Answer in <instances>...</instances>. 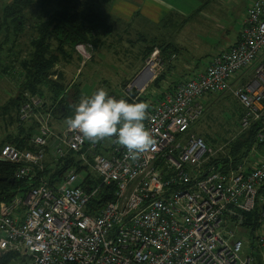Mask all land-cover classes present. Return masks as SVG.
Segmentation results:
<instances>
[{
	"label": "built area",
	"instance_id": "obj_1",
	"mask_svg": "<svg viewBox=\"0 0 264 264\" xmlns=\"http://www.w3.org/2000/svg\"><path fill=\"white\" fill-rule=\"evenodd\" d=\"M74 50L81 66L91 58L88 44ZM151 65L126 86L125 92H137L134 102L149 93L158 76L151 71L141 79ZM248 70V82L233 85ZM223 94L243 110L239 133L261 124L251 151L256 153L264 142V0L251 1L234 45L212 58L203 72L156 91L147 102L144 125L156 144L136 162L126 160V149L114 142L103 156L67 125L56 133L51 109L24 93L18 118L35 123L32 149L5 144L0 162L15 166L12 178L29 187L0 202V264H255L256 257L264 264V194L258 196L264 156L226 172L216 170L210 161L222 148L212 150L191 134L208 98ZM49 146L55 162L76 155L99 185L83 191L82 177L72 168L50 186L40 175ZM101 187H112L111 199L101 209L91 208ZM256 204L260 226L253 232L254 250L246 254L249 243L239 234L244 233L243 215Z\"/></svg>",
	"mask_w": 264,
	"mask_h": 264
},
{
	"label": "trees",
	"instance_id": "obj_2",
	"mask_svg": "<svg viewBox=\"0 0 264 264\" xmlns=\"http://www.w3.org/2000/svg\"><path fill=\"white\" fill-rule=\"evenodd\" d=\"M110 2L111 0H11L8 4L1 5L0 73H4L8 69L4 61L8 57L5 55L4 58V54L2 55L6 44L12 43L16 45L20 38L28 34L30 43L28 45L29 52L23 58H20L19 54L16 56L12 52L9 55L8 65L12 64L13 66L15 64L18 66L21 81L18 85L17 95L8 100L1 110L6 112L10 109L9 111H13L16 126L18 127L15 129L14 134L6 136L5 140L0 142V149L5 144L14 145L19 149H32L28 142L36 133L35 125L21 122L18 118V111L24 102V93L36 96L46 103L44 104L45 107H51L52 115L55 118L68 119L73 116L74 112L70 116L69 108L64 104L67 96V86L63 83L62 72H56L55 67L60 66L62 63L68 64L73 60L74 55H76L74 50L76 45L88 44L96 50L101 47V38L111 37L116 34L114 31H117L116 22L118 23V20L113 19L109 15ZM167 21L163 22L162 25H165ZM131 22L122 26L124 28L122 33L127 36L133 33L132 35L136 37V40L132 41L128 37L124 40L120 36L118 41L123 42L124 40L129 50L137 46L135 44L140 45L141 48H139L138 54L141 55L142 61H145L150 56L154 48L160 50L159 55L164 58L162 60H165L163 61L165 63V71L158 74L152 84L155 89H159L160 84L166 79L167 73L174 69L175 62L171 65L167 60L171 55L179 52V46L165 40L163 35H157L159 30H155L156 28L151 26V29L149 26L147 27L148 29L140 28L139 30L133 27V19H131ZM169 22H172V19ZM171 29L173 31V28ZM152 36L158 38V40L152 38ZM10 51L7 50V52ZM127 52L128 50H125L124 56H126ZM76 59H80V57L76 56ZM53 76H56L55 80L52 79ZM129 81L127 80L124 83V91ZM73 92L75 94V91ZM121 94V99H125L129 103H147L150 101V96H139L134 102L133 100L138 94L133 89ZM230 100L231 103L229 102ZM220 105L222 108L227 109L222 114L225 117L228 129L224 132L221 131V133L219 130L208 131L211 129L210 125L206 129L202 128L204 121L207 122V119L219 109ZM242 113L241 106L230 95L223 94L208 98L203 114L196 122L198 125L195 136L201 138L205 145L212 150H215L220 143L226 140L227 137L224 134L230 136L235 134L222 147L221 151H218L211 159L210 165L215 167L216 170L226 172L240 164L247 163L249 165L252 161L253 155L251 151L256 143L255 136L262 126L260 123L254 124L247 131L238 133L239 119ZM218 128L220 129L222 126L219 125ZM236 128L237 131H235ZM104 141L106 140H101L94 144L97 146V153L107 156L112 145L106 147L104 146ZM91 144L93 143L86 140V145ZM263 147L264 142L258 145L259 150H262ZM14 168L15 166L11 164L0 162V178H5L6 180L12 178ZM72 168L82 177L80 187L83 191L88 192L99 185V179L86 166H82L77 156L73 153L54 162L53 167L45 165L44 171L40 175L48 181L50 186L55 187ZM28 187L29 183L27 182L14 181L13 184H10L7 181H0V202L8 201L16 194H23ZM111 188L101 187L97 199L92 200L89 206L94 209H101L111 199ZM263 194L264 187L259 190L258 196ZM243 217L245 218L243 232L248 234L250 238L249 246L253 248V232L260 226L259 204H256L254 209L250 213L244 214ZM5 263L6 261L4 260L1 264ZM255 264H261V262L257 259Z\"/></svg>",
	"mask_w": 264,
	"mask_h": 264
},
{
	"label": "rangeland",
	"instance_id": "obj_3",
	"mask_svg": "<svg viewBox=\"0 0 264 264\" xmlns=\"http://www.w3.org/2000/svg\"><path fill=\"white\" fill-rule=\"evenodd\" d=\"M11 0H0V6L3 4H8ZM115 0H111L110 5H109V11L114 3ZM194 1L195 0H189V6H191V10L194 7ZM200 1V0H197ZM203 2V1H201ZM202 7V4L200 5V8ZM206 8V11H209L208 5H205L203 9ZM109 15L115 19L118 20V23L116 22V28L117 31H114L116 34L107 37V38H101V47L98 49L94 50L92 48V51L90 52L91 58L88 60V62L84 63L83 66H80L79 62H77L76 56L74 55L73 60H71L68 64L67 63H62L60 64L59 68L62 72L63 78H64V84L67 86V96L65 98V106L69 108V114L72 116V113L74 112L75 106L79 103L80 99L85 97V96H90L93 92H95L97 89L103 88L105 89L108 94L112 97H115L117 100L121 99V93L125 92L123 89V85L125 83V80H130V82H133L135 78L143 71V69L148 65H151V62L154 63L151 65V70L149 69L150 73L151 71L154 72L155 74H161L164 71V65L161 57L159 55V52L155 57H153L154 52L158 51L157 48H154L150 56L145 60H141V55L138 54L140 45L135 44V46L132 50H129L128 46L124 43L127 39H131L132 41L136 40V37L132 35H124L122 31L124 28V24H130L131 19L129 21H124L123 18H120L119 16L109 13ZM190 17V18H189ZM188 25L186 28L181 32V33H176L172 31V29H167L166 33L171 35V41L174 40L177 37V40H180L182 38H186L187 40V46L193 49L194 51H198V48L201 47V49L205 48V44L207 41H201V33L198 29V13L197 11H191L188 15ZM171 23L172 25H177L179 22L175 20L173 17ZM167 22V23H168ZM166 24V23H165ZM161 26H163L161 24ZM130 28V27H127ZM151 28V27H150ZM152 29V28H151ZM28 31V30H26ZM149 32V31H148ZM29 35V34H28ZM26 35L23 38H20L17 41V44L13 45L12 43H7L4 52L2 53L3 57L5 58V55L8 57L4 61L6 62V67L8 69L4 73H0V142L5 140V137L11 134H14L15 129H17L18 126H16L15 122V114L13 111H2L1 108L5 106V104L10 100L11 98H14L17 95L18 91V85L21 81V78L19 77L18 73V66L9 64V58L11 52L15 54L16 56L19 54L20 58H23L28 52H29V43H30V38L29 36ZM157 35H160L157 34ZM121 37V39H124L122 41H118V38ZM154 39H157L156 37H153ZM149 40V39H148ZM154 43V42H153ZM211 45V51H214L215 49L217 50L219 43L217 41H213V43L209 42ZM7 50H11L10 52H7ZM13 50V51H12ZM125 50H128L125 54ZM204 59L201 60L200 67L204 68L207 65V61H203ZM182 61L179 59L177 64H181ZM137 66L136 70L134 71L135 67ZM134 71V72H133ZM77 72V73H76ZM127 84V85H128ZM129 86V85H128ZM136 89V88H135ZM75 91V94L74 92ZM156 91H159V89H155L154 86H152L149 90V93L146 94L145 92L141 93V96H150V101H152L153 95H156ZM140 93V90L138 91ZM77 93V94H76ZM232 100V99H231ZM231 100L229 101L231 103ZM66 108V109H67ZM224 110L226 111L227 109H224L219 106V109H217L212 116L207 119V122L204 121V124L202 125V128H207L208 125L211 126V129L208 130L212 132V130H219L220 132H224L225 130L228 129L226 125V120L225 117L223 116L222 113H224ZM52 111V109H51ZM224 118V119H223ZM211 119V120H210ZM199 123V122H198ZM196 124V123H195ZM193 125L191 129V134L196 135V128L197 125ZM219 125L222 126V128H218ZM238 127V126H237ZM237 131V128L236 130ZM221 132V133H222ZM238 133H239V127H238ZM226 138V142L220 143L216 148H222L226 145L228 141H230L235 134H232L231 136L228 134H224ZM112 140H106L104 141V146L110 147L112 144ZM262 150H259V152ZM258 152V153H259ZM252 160L256 156H258L257 152L256 153H251ZM256 154V156H255ZM46 162H51L50 166L53 167L55 160L51 157H48ZM247 164V163H246ZM247 166V165H246ZM259 233V231L257 232ZM240 237L245 238L248 243H250V238L248 234L243 233L239 234ZM254 240V237H253ZM255 245V241H254ZM251 249H244V253H251ZM254 256H258L257 253L253 254Z\"/></svg>",
	"mask_w": 264,
	"mask_h": 264
},
{
	"label": "crops",
	"instance_id": "obj_4",
	"mask_svg": "<svg viewBox=\"0 0 264 264\" xmlns=\"http://www.w3.org/2000/svg\"><path fill=\"white\" fill-rule=\"evenodd\" d=\"M251 1L252 0H195L194 7L191 10V6L188 5L189 0H115L109 13H113L120 18H123L126 22L129 21L130 18H134L133 27H136L139 30L140 28L148 29L147 27L152 26L153 28H156L155 30H159V33L164 36L165 40L179 46V52L171 55L167 61L172 65L174 62L177 63L180 59L182 63L178 65L174 63V69L167 73L166 79L160 84L159 90H161L174 87L177 83L195 77L207 68L212 58L234 45L240 36L243 18ZM201 4L202 7L200 8ZM205 5L209 6V11H206V8L203 9ZM1 7L2 6H0V8ZM191 11H197L198 13L199 21L197 25L201 33V41H207L204 49L196 47L198 51L194 52L192 48L187 46L186 38L177 40L176 37L171 41V35L166 33V30L171 28H173L174 32L181 33L188 25V20L190 18H188V15ZM171 17L179 23L177 25L170 24L168 21ZM166 21L168 23L161 26V24ZM213 41H217L219 46L217 50L215 49L214 51H211V45L209 42L213 43ZM76 55L79 58L77 53ZM202 59L207 61V65L204 68L200 67ZM77 62H79L81 66V59H77ZM259 62H263L262 57L259 59ZM163 65L165 69V63H163ZM136 68L137 66L134 71ZM59 70L61 69L58 66L55 71L57 72ZM251 74L252 70L242 72L235 77L233 85L246 84ZM125 81H127V79ZM49 109H51V107ZM52 117L54 130L58 133L66 126V119H58L53 115ZM26 123H32L35 125L32 120H28ZM50 146L48 148L46 160L48 157H52ZM258 152L259 149H257L258 156L255 154L256 157L254 159L264 156V147L262 151ZM46 160L44 166H49L51 162H46ZM262 206L264 208V204ZM262 229L264 233V224ZM247 249L249 250L251 248L247 245ZM256 259L260 260L258 257H256Z\"/></svg>",
	"mask_w": 264,
	"mask_h": 264
},
{
	"label": "clouds",
	"instance_id": "obj_5",
	"mask_svg": "<svg viewBox=\"0 0 264 264\" xmlns=\"http://www.w3.org/2000/svg\"><path fill=\"white\" fill-rule=\"evenodd\" d=\"M149 104L117 100L103 89L80 99L74 114L66 119L68 129L77 132L81 140L97 143L112 140L126 149V160L136 162L154 148L156 141L144 121L148 119Z\"/></svg>",
	"mask_w": 264,
	"mask_h": 264
},
{
	"label": "water",
	"instance_id": "obj_6",
	"mask_svg": "<svg viewBox=\"0 0 264 264\" xmlns=\"http://www.w3.org/2000/svg\"><path fill=\"white\" fill-rule=\"evenodd\" d=\"M0 161H2V160H0ZM0 181H7L10 184H13L14 183V179L13 178H10L8 180H6L5 178H0Z\"/></svg>",
	"mask_w": 264,
	"mask_h": 264
},
{
	"label": "bare ground",
	"instance_id": "obj_7",
	"mask_svg": "<svg viewBox=\"0 0 264 264\" xmlns=\"http://www.w3.org/2000/svg\"><path fill=\"white\" fill-rule=\"evenodd\" d=\"M149 74H150L149 69H146V70H145V73H144V75L141 77V79L147 77Z\"/></svg>",
	"mask_w": 264,
	"mask_h": 264
}]
</instances>
